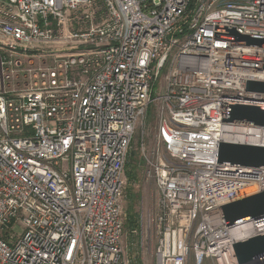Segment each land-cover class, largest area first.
Returning a JSON list of instances; mask_svg holds the SVG:
<instances>
[{
  "label": "built area",
  "instance_id": "1",
  "mask_svg": "<svg viewBox=\"0 0 264 264\" xmlns=\"http://www.w3.org/2000/svg\"><path fill=\"white\" fill-rule=\"evenodd\" d=\"M215 26L264 37V0H0V264H133L125 172L149 109L152 264H237L264 216L226 227L219 207L263 192L264 168L218 147H264V127L221 122L223 103L264 107L245 91L264 48Z\"/></svg>",
  "mask_w": 264,
  "mask_h": 264
},
{
  "label": "water",
  "instance_id": "2",
  "mask_svg": "<svg viewBox=\"0 0 264 264\" xmlns=\"http://www.w3.org/2000/svg\"><path fill=\"white\" fill-rule=\"evenodd\" d=\"M214 30L229 32V34L214 32L213 39L230 41V46L264 48V37L241 35L234 27L215 26ZM262 69L264 70V64ZM245 91L264 93V83L247 81ZM221 122L264 127V107L223 103ZM217 163L264 168V147L219 143ZM219 208L226 227L264 216V191ZM232 246L237 264L264 259V234Z\"/></svg>",
  "mask_w": 264,
  "mask_h": 264
},
{
  "label": "rangeland",
  "instance_id": "3",
  "mask_svg": "<svg viewBox=\"0 0 264 264\" xmlns=\"http://www.w3.org/2000/svg\"><path fill=\"white\" fill-rule=\"evenodd\" d=\"M155 130V120L151 109H149L148 117L144 124L139 126L135 132L131 143L130 156L137 162L135 164V177L129 180L128 170L125 172L126 188L124 191V200L122 203L124 211V232L122 239V246L125 255L129 257L133 264H152L153 263V249L154 238L151 230V219L155 210L156 188L153 180H146V165L144 156L147 149L151 148L153 144L152 136ZM142 145L146 147L145 155L142 153ZM139 162V163H138ZM130 172V171H129ZM137 194L138 198L134 206V213L137 215L138 225L136 229H125L126 223V209L128 206V193ZM11 233L20 237L22 234V227H14Z\"/></svg>",
  "mask_w": 264,
  "mask_h": 264
},
{
  "label": "trees",
  "instance_id": "4",
  "mask_svg": "<svg viewBox=\"0 0 264 264\" xmlns=\"http://www.w3.org/2000/svg\"><path fill=\"white\" fill-rule=\"evenodd\" d=\"M131 156L130 155L128 156L127 163H126V171L128 170V173H130V174H128L129 180L134 179L135 170H136L135 164H137L135 159L133 160L131 158ZM137 198H138L137 194H131L129 192L128 195H127L128 206H127V209H126L125 229L126 228L130 229V230L136 229V227L138 225L137 215L134 213V206H135V203L137 201Z\"/></svg>",
  "mask_w": 264,
  "mask_h": 264
},
{
  "label": "bare ground",
  "instance_id": "5",
  "mask_svg": "<svg viewBox=\"0 0 264 264\" xmlns=\"http://www.w3.org/2000/svg\"><path fill=\"white\" fill-rule=\"evenodd\" d=\"M250 193H253L252 189L245 190L242 194H248L249 195Z\"/></svg>",
  "mask_w": 264,
  "mask_h": 264
}]
</instances>
